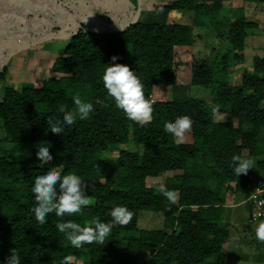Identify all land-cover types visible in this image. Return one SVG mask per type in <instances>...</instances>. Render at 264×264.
Masks as SVG:
<instances>
[{
  "label": "trees",
  "instance_id": "1",
  "mask_svg": "<svg viewBox=\"0 0 264 264\" xmlns=\"http://www.w3.org/2000/svg\"><path fill=\"white\" fill-rule=\"evenodd\" d=\"M225 1L229 0H170L142 10L141 0H130L135 17L122 29L79 24L53 66L63 75L47 77L39 87H4L0 264L11 249L20 254L21 264L227 263L228 200L236 195L235 203H240L264 183V57L254 56L241 81L231 84L229 68L245 59L247 30L258 24L247 19L243 6L232 8L230 19L220 20ZM177 12L192 13V22L172 20ZM221 22L228 29L225 52L191 65V86L208 89V102L189 95V88L178 82L176 47L193 45L200 37L196 27L213 29ZM210 47L212 53L220 51ZM113 62L127 64L141 79L145 98L152 103L150 122L141 125L128 119L108 95L102 77L106 63ZM0 80H5L4 72ZM157 85L176 89L179 98L151 101ZM76 95L93 104L92 113L65 124L63 133H53L49 121L62 122L59 105L74 110ZM182 115H189L193 123L190 141L181 143L164 131V123ZM47 142L53 158L41 165L37 145ZM118 146L116 155L108 154ZM234 154L253 160L246 174L233 172ZM59 164L65 174L81 176L89 204L64 217L50 213L41 224L31 211L32 184L37 175ZM159 176H165L163 185L177 193L175 203L162 195L160 186L151 185L150 180ZM245 204L252 213L253 202ZM120 205L131 210L133 218L114 226L104 245L74 247L57 228L67 220L82 226L91 224L93 217L111 221V211ZM143 211L162 213L163 228L140 227Z\"/></svg>",
  "mask_w": 264,
  "mask_h": 264
},
{
  "label": "clouds",
  "instance_id": "2",
  "mask_svg": "<svg viewBox=\"0 0 264 264\" xmlns=\"http://www.w3.org/2000/svg\"><path fill=\"white\" fill-rule=\"evenodd\" d=\"M117 59L115 55L111 57L112 61ZM106 64L102 79L108 95L114 98L116 106L122 109L127 118L132 121L141 125L150 122L153 118L152 103L145 98L144 85L139 76L127 64L115 62ZM72 102L75 108L70 111L65 110V104L59 105L58 110L63 112L62 122L49 121V129L53 133H63L65 124L72 125L78 118L86 119L93 111V104L82 100L79 95L73 96ZM192 123L189 115L178 116L164 123V131L178 137L177 142L182 143L184 133L191 128ZM50 147V142L37 145L35 155L41 165L52 160L53 153L49 150ZM252 165L251 158H242L236 154L232 156V169L236 176L246 174ZM86 188L87 185L83 183L80 175L65 174V169L61 164L48 167L42 174L35 177L32 184L31 190L34 193L35 203L31 211L35 219L44 224L46 216L50 213H54L57 217L80 213L82 208L89 204ZM159 191L168 201L176 202L177 193L174 190L161 185ZM110 215L112 220L107 222H101L99 217H93L91 224L82 226L73 220H67L59 222L57 228L74 247L79 248L93 242L104 245L113 227L117 224H128L134 213L126 206L120 205L115 206ZM255 233L257 239L264 241V222L256 226ZM3 264H21L20 254L15 249H11Z\"/></svg>",
  "mask_w": 264,
  "mask_h": 264
},
{
  "label": "crops",
  "instance_id": "3",
  "mask_svg": "<svg viewBox=\"0 0 264 264\" xmlns=\"http://www.w3.org/2000/svg\"><path fill=\"white\" fill-rule=\"evenodd\" d=\"M141 1L142 8L149 10L154 5L165 4L170 0ZM115 2L117 1L0 0V74L8 72L5 78L10 84L16 85V88H21L18 87L21 84L39 87L47 77H60L63 73L55 71L53 66L64 55L65 47L77 32L80 23L97 27L100 18L102 22H106L103 28L119 30L134 19L131 8L124 6L125 0H119L117 4ZM109 11L117 12L115 16L109 17ZM100 12H104V15H100ZM184 134L185 141H190V130H186ZM248 211L249 216L230 204L226 211L230 225L236 226L237 216L246 222L251 209L248 208ZM250 221L255 220L250 217Z\"/></svg>",
  "mask_w": 264,
  "mask_h": 264
},
{
  "label": "rangeland",
  "instance_id": "4",
  "mask_svg": "<svg viewBox=\"0 0 264 264\" xmlns=\"http://www.w3.org/2000/svg\"><path fill=\"white\" fill-rule=\"evenodd\" d=\"M115 1H117L115 4L119 3V0ZM125 2L126 4L124 6H128L127 8L130 9V0H125ZM224 4H226L225 10L221 12L220 20L230 19L232 14L231 9L243 6L247 19L249 21L257 22L258 24L257 28L247 30L245 59L238 64L231 65L229 68L230 82L231 84H237L241 81L244 67H252L253 57L256 55L264 57V2H258L255 0H232L225 1ZM140 7L144 10L142 8V3H140ZM116 12L117 11H109V17L115 16ZM100 15H104V12H100ZM132 16L135 17L134 14ZM171 19L178 22H192L193 15L189 12L184 13V15L183 13L181 14L177 12L172 15ZM98 20L97 27H104L106 22H102L100 18H98ZM227 31L228 29L226 23L224 22H221V25L213 29L207 27H196L195 32L200 35V37H197L196 42L193 45L176 47V70L178 82L180 85H186L189 88L188 91H186L189 95L200 97L208 102H211V94L208 89L191 86V65L195 62L204 59L206 60V58H209L210 56L213 58L224 53L227 48V44H225L223 36L227 34ZM211 45L218 48L220 51L212 53L210 47ZM3 72L5 76L8 73H6V71ZM10 83L11 82L6 78L3 81L0 80V100L3 96L4 87ZM13 86L16 87V85ZM22 86L23 84L18 87ZM177 93L179 92L176 89L173 91L169 86L166 87L163 85H157L154 87L153 93L151 94V101L174 100L179 98L177 97ZM185 137L186 134H184V138ZM3 145L6 148L10 147V144L7 142H4ZM130 145L132 144H128V146ZM119 148L121 147L118 146L115 150L109 151L108 154L110 153L109 155L111 156L116 155ZM246 152L247 151H245V153ZM150 181L151 185L159 187L163 185L165 176L154 177ZM236 199V195H232L230 197L231 206H234L237 210H239V212L242 211L248 215L249 211L245 202L243 204H241V202L235 203ZM250 217L255 221H250ZM250 217H247L248 219L246 218L247 221L245 222L244 220L238 219L237 216L235 219L236 226L230 225V239L227 244L228 259L226 264H264V241L257 239L255 233L256 226L259 223L264 222V211L254 208L252 213H250ZM163 225L164 222L162 213L153 211H143L140 213V227L160 229L163 228Z\"/></svg>",
  "mask_w": 264,
  "mask_h": 264
},
{
  "label": "built area",
  "instance_id": "5",
  "mask_svg": "<svg viewBox=\"0 0 264 264\" xmlns=\"http://www.w3.org/2000/svg\"><path fill=\"white\" fill-rule=\"evenodd\" d=\"M253 202L254 208L264 211V183L262 185H256L251 195L241 203Z\"/></svg>",
  "mask_w": 264,
  "mask_h": 264
}]
</instances>
